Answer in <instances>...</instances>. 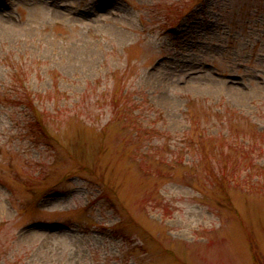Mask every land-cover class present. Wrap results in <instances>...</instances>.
<instances>
[{
    "label": "rangeland",
    "instance_id": "rangeland-1",
    "mask_svg": "<svg viewBox=\"0 0 264 264\" xmlns=\"http://www.w3.org/2000/svg\"><path fill=\"white\" fill-rule=\"evenodd\" d=\"M9 23L0 264H264V0H0ZM232 79L263 98L184 87Z\"/></svg>",
    "mask_w": 264,
    "mask_h": 264
},
{
    "label": "bare ground",
    "instance_id": "bare-ground-1",
    "mask_svg": "<svg viewBox=\"0 0 264 264\" xmlns=\"http://www.w3.org/2000/svg\"><path fill=\"white\" fill-rule=\"evenodd\" d=\"M10 21H12V19ZM0 29H2L5 33L8 34H17L19 32V29L10 25V23L8 26H0ZM204 85H210L214 88L215 92H224L233 103L237 104H243L257 98H263L261 92L258 90V86L252 89L244 88L242 84L234 81V79L230 81H222L219 83L218 87H214L213 84H210V82L202 80H189L184 83L185 88H189L190 91L195 92H199V87H202Z\"/></svg>",
    "mask_w": 264,
    "mask_h": 264
}]
</instances>
